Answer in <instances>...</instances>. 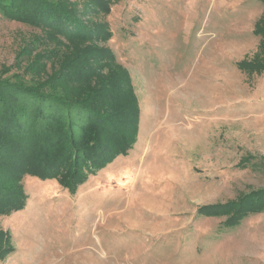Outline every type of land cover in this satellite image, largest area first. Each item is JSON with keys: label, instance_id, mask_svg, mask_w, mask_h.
<instances>
[{"label": "rangeland", "instance_id": "374dc122", "mask_svg": "<svg viewBox=\"0 0 264 264\" xmlns=\"http://www.w3.org/2000/svg\"><path fill=\"white\" fill-rule=\"evenodd\" d=\"M263 14L262 0L114 3L106 44L131 79L136 141L127 156L86 169L76 193L24 175L25 209L0 215L14 249L0 264H264V211L237 226L225 223L229 215L199 213L235 210L233 202L264 191V72L237 65L264 56L254 32ZM41 35L0 12V77L17 72L19 55ZM118 93L128 112L109 123L104 141L135 122L129 95ZM72 121L77 129L65 121L60 130L67 142L71 129L86 135L87 121ZM50 140L44 151L32 145V158L56 157L61 140ZM8 158L0 154V178Z\"/></svg>", "mask_w": 264, "mask_h": 264}, {"label": "trees", "instance_id": "16d2710c", "mask_svg": "<svg viewBox=\"0 0 264 264\" xmlns=\"http://www.w3.org/2000/svg\"><path fill=\"white\" fill-rule=\"evenodd\" d=\"M117 1L0 0L4 17L42 32V38L34 41L33 48L28 46L19 55L15 64L17 72L7 71L0 77V154L9 156L3 161L11 172L0 178V215L25 209L26 194L21 183L24 175L57 179L64 188L76 193L90 176L86 169L94 172L119 155L127 156L132 149L138 122L133 86L127 70L106 44L113 36L106 17ZM254 32L260 36V48L264 51V14L256 22ZM31 58L29 65L23 67V62ZM237 65L249 73L261 74L264 56L257 54L253 60H242ZM116 90L129 95L131 121L135 122L128 135L110 131L112 136L104 141L102 137L109 123L121 121L125 116L123 110L128 107L125 98L121 103ZM103 106L111 109L112 114L108 115ZM73 119L87 121L83 133L86 135L82 138L71 129L67 142L60 130L65 121L77 129ZM51 136L61 140L58 155L54 157L49 152L32 158V145L43 150L51 144ZM112 137L117 139L114 145L110 144ZM254 194L255 199L233 202L237 203L235 210L227 204L213 209L203 207L199 213L229 215L225 223L237 226L248 216L264 211L261 201L264 191ZM11 242V236L0 229V258L14 251Z\"/></svg>", "mask_w": 264, "mask_h": 264}]
</instances>
